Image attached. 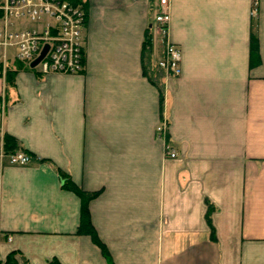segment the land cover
Here are the masks:
<instances>
[{
    "label": "crops",
    "instance_id": "crops-1",
    "mask_svg": "<svg viewBox=\"0 0 264 264\" xmlns=\"http://www.w3.org/2000/svg\"><path fill=\"white\" fill-rule=\"evenodd\" d=\"M158 7L86 0L81 71L42 74L19 60L0 71V151L8 134L30 156L26 165L0 157L2 258L264 264V0H169L164 36ZM147 33L153 64L164 40L181 51L180 74L161 73L162 96L143 73ZM162 121L172 159L155 136ZM59 171L98 191L90 221L109 259L77 233L80 199Z\"/></svg>",
    "mask_w": 264,
    "mask_h": 264
},
{
    "label": "built area",
    "instance_id": "built-area-1",
    "mask_svg": "<svg viewBox=\"0 0 264 264\" xmlns=\"http://www.w3.org/2000/svg\"><path fill=\"white\" fill-rule=\"evenodd\" d=\"M158 4L155 22L158 32L164 36L170 20L169 0H158ZM251 13L256 14L255 6ZM85 17L86 10L70 0H0V71L7 69L12 60L22 61L42 74L81 71L84 67ZM11 18H29L36 25L14 29ZM46 44L48 47L43 57L30 66ZM180 60L178 46L164 40L162 56L156 62L163 76H178L181 72ZM6 110L5 97L1 95V119ZM166 134L167 124L162 121L155 127V136L163 141V157L172 159L177 156V152L167 142ZM7 158L11 165H26L30 162V156L24 151L11 153ZM7 237L11 240L10 236Z\"/></svg>",
    "mask_w": 264,
    "mask_h": 264
},
{
    "label": "trees",
    "instance_id": "trees-1",
    "mask_svg": "<svg viewBox=\"0 0 264 264\" xmlns=\"http://www.w3.org/2000/svg\"><path fill=\"white\" fill-rule=\"evenodd\" d=\"M74 4H78L86 9V0H70ZM151 34L147 33L143 42L142 46V67L143 73L148 77V79L155 84L158 88L161 96L163 93L162 83H161V70L157 66V64H153L151 61ZM250 55H251V62L256 63L258 62V44H257V37L254 32L251 33L250 37ZM15 74V69H8L6 71V81L8 83L13 82V77ZM21 146L20 143L11 135L5 134L2 140V149L0 153L9 155L11 153L20 150ZM60 175L63 180V187L78 196L80 199V222L78 226L77 233L78 234H86L90 236L91 240L94 244H96L102 251V253L109 259L108 253L106 251V247L104 243L98 238L92 223L90 221V212H89V201L95 198L98 195V191L88 192L80 188L76 185L71 178L60 172ZM1 264H17L15 252H10L7 254L4 261ZM48 264H61L56 259H53Z\"/></svg>",
    "mask_w": 264,
    "mask_h": 264
},
{
    "label": "rangeland",
    "instance_id": "rangeland-1",
    "mask_svg": "<svg viewBox=\"0 0 264 264\" xmlns=\"http://www.w3.org/2000/svg\"><path fill=\"white\" fill-rule=\"evenodd\" d=\"M11 22H12V27L14 29H25V28H31L33 26L36 25V23L32 20H30L29 18H11ZM7 256V255H6ZM6 256L4 258H2L1 256V262L4 261V259L6 258ZM16 262L18 264V260L16 259ZM51 262V261H50ZM49 263V262H48ZM47 263V264H48Z\"/></svg>",
    "mask_w": 264,
    "mask_h": 264
},
{
    "label": "water",
    "instance_id": "water-1",
    "mask_svg": "<svg viewBox=\"0 0 264 264\" xmlns=\"http://www.w3.org/2000/svg\"><path fill=\"white\" fill-rule=\"evenodd\" d=\"M47 47L48 45L46 44L41 50L40 54L34 60L31 61L30 66H34L43 57L44 53L47 50Z\"/></svg>",
    "mask_w": 264,
    "mask_h": 264
}]
</instances>
